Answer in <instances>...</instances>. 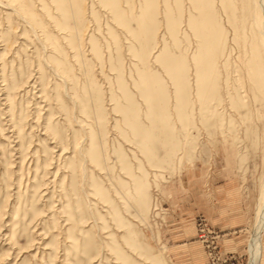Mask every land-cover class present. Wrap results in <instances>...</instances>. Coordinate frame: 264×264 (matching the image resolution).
Returning a JSON list of instances; mask_svg holds the SVG:
<instances>
[{
	"label": "rangeland",
	"instance_id": "374dc122",
	"mask_svg": "<svg viewBox=\"0 0 264 264\" xmlns=\"http://www.w3.org/2000/svg\"><path fill=\"white\" fill-rule=\"evenodd\" d=\"M6 2L0 264H246L264 90L229 11L217 0H200L214 20L185 0L179 13L176 0H15L20 18ZM189 15L218 29L206 45ZM260 230L264 264V218Z\"/></svg>",
	"mask_w": 264,
	"mask_h": 264
},
{
	"label": "bare ground",
	"instance_id": "6f19581e",
	"mask_svg": "<svg viewBox=\"0 0 264 264\" xmlns=\"http://www.w3.org/2000/svg\"><path fill=\"white\" fill-rule=\"evenodd\" d=\"M7 1L8 2H6L3 6L4 8L10 11L8 15L10 16L14 14L16 16H20L21 18L22 15L19 13L18 8L13 4H11L12 2H15V0H7ZM185 1H187V4L189 5L190 9L193 8L197 10L198 17L210 16V18L214 20L215 18L214 13L212 12V14H209L204 10V7L209 3L201 4L200 0H185ZM176 2L179 6L178 8L175 7V13H179L181 10V4L183 0H176ZM216 6H217L216 11L225 10V8L229 11L228 19L226 21L228 22V25H230L233 28L235 35L236 34L237 36H239L240 34L244 36L248 35L247 41H248L249 49L251 50L250 52L251 58L248 60V62L246 60L247 64H245L246 65L245 68L247 70V73L250 74L251 77L256 76V80L254 83L256 84L258 90H264V0H217ZM186 25L194 30L196 36L200 38L205 45L208 43L209 39L218 31V29L215 26L206 29L205 26H202V24L198 25L196 23L195 17H193L192 15L187 16ZM29 27L31 28V26ZM46 62L48 63L51 61L49 60L47 61L46 59ZM50 67L52 66H49V68ZM51 69H54L53 71H57L58 67L53 66V68ZM61 81L63 80L61 79ZM12 86L13 85H11V88ZM14 87L15 86H13V88ZM9 88H10L9 83L6 84L4 83L3 87L0 88L1 95H4L2 96L1 99L4 102L8 100L9 95L8 93L7 94L4 93L3 90ZM45 132H48V134H50L49 131H45ZM262 182L259 190L256 209H255L254 229L247 245L248 258L246 264H258L259 256H260L259 232L261 231L260 229L262 227L263 218H264V180Z\"/></svg>",
	"mask_w": 264,
	"mask_h": 264
},
{
	"label": "built area",
	"instance_id": "2783aa9c",
	"mask_svg": "<svg viewBox=\"0 0 264 264\" xmlns=\"http://www.w3.org/2000/svg\"><path fill=\"white\" fill-rule=\"evenodd\" d=\"M208 233H213V231L209 230L208 228L205 230L203 228L200 229V236H202L203 238H207ZM230 264H233V262L231 261Z\"/></svg>",
	"mask_w": 264,
	"mask_h": 264
},
{
	"label": "crops",
	"instance_id": "0c3cea01",
	"mask_svg": "<svg viewBox=\"0 0 264 264\" xmlns=\"http://www.w3.org/2000/svg\"><path fill=\"white\" fill-rule=\"evenodd\" d=\"M216 221H217V223L219 224V223L222 222V219H221V218H217ZM224 221H225V220H224ZM228 222H229V221H228ZM228 222H225V223H228ZM228 225H229V224H228Z\"/></svg>",
	"mask_w": 264,
	"mask_h": 264
}]
</instances>
